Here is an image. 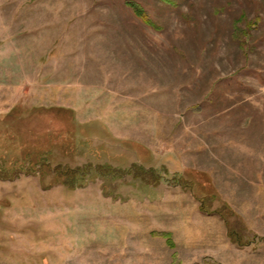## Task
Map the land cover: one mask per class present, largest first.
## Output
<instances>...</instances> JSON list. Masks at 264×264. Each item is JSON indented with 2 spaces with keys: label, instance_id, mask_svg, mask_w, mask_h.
Here are the masks:
<instances>
[{
  "label": "rangeland",
  "instance_id": "obj_1",
  "mask_svg": "<svg viewBox=\"0 0 264 264\" xmlns=\"http://www.w3.org/2000/svg\"><path fill=\"white\" fill-rule=\"evenodd\" d=\"M208 257L264 264V0H0V264Z\"/></svg>",
  "mask_w": 264,
  "mask_h": 264
},
{
  "label": "trees",
  "instance_id": "obj_2",
  "mask_svg": "<svg viewBox=\"0 0 264 264\" xmlns=\"http://www.w3.org/2000/svg\"><path fill=\"white\" fill-rule=\"evenodd\" d=\"M131 7L133 8V10H134V12H135V14L138 16V17H140L141 19H143L144 20V22L145 23H147V24H152L153 25V23L151 22V20L150 19H148L147 18V15H146V13L143 11V9L139 6V5H137L136 3H131ZM239 34V37L242 39V44H244V42H245V36L246 35H248L249 33H238ZM243 39H244V41H243ZM43 165L44 164H42V166H41V168L43 167ZM45 165H49L48 163H45ZM91 167L92 166H89V167H86V168H84L83 170H81L80 171V175H78V176H82V177H84V178H86L87 176H89L90 174H91ZM57 168V172L56 171H51V172H53V174L54 173H59L58 172V170H59V168L58 167H56ZM38 170H40V169H38ZM76 173L78 172V171H75ZM93 172V171H92ZM35 173L37 174V173H39V171H35ZM61 174V173H60ZM73 187H75L74 185H73ZM202 210L204 211V212H207L205 209H204V206H202ZM215 212H219L218 210H216ZM228 232H229V236L236 242V243H238L239 244V240H236L235 238H233V232L234 231H232V228H230L229 227V229H228ZM160 236H162V237H164V238H166L168 241H170V244H171V246H173V242L171 241L172 239H171V236L168 234V233H163V234H160ZM241 245V244H240ZM173 264H181L180 263V260L179 259H177V258H175V260H174V263ZM196 264H219V263H217L216 261H214L213 259H211V258H205L203 261H202V263H196Z\"/></svg>",
  "mask_w": 264,
  "mask_h": 264
},
{
  "label": "crops",
  "instance_id": "obj_3",
  "mask_svg": "<svg viewBox=\"0 0 264 264\" xmlns=\"http://www.w3.org/2000/svg\"><path fill=\"white\" fill-rule=\"evenodd\" d=\"M8 39H7V49H8V51H7V56H8V54H9V52H10V54L12 53V51L10 50L9 51V46H8ZM45 65H46V63H45ZM45 67H47V66H45ZM46 75V74H45ZM39 78H41V76L39 77ZM40 85H42V83L41 82H38V86H40Z\"/></svg>",
  "mask_w": 264,
  "mask_h": 264
}]
</instances>
